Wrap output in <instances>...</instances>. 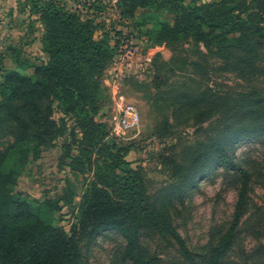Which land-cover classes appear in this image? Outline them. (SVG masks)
I'll list each match as a JSON object with an SVG mask.
<instances>
[{
  "label": "trees",
  "instance_id": "1",
  "mask_svg": "<svg viewBox=\"0 0 264 264\" xmlns=\"http://www.w3.org/2000/svg\"><path fill=\"white\" fill-rule=\"evenodd\" d=\"M30 1L44 27L48 59L37 65L32 75L7 70L0 79V125L10 123L15 135L14 142L0 151V264H87L81 243L106 229L118 230L125 237V257L132 264H160L143 245V231L147 228L173 240L190 264H198L170 212L151 201L140 172L126 159L132 146L106 141L107 125L96 120L102 100L107 97L102 76L115 55L110 32L96 39L97 25L80 11L58 0ZM119 5L130 12L154 5L174 12L172 24L162 23L146 31L153 44L185 36L196 45L202 43L211 55L233 65L243 76H264V0H119ZM152 64L159 71L156 59ZM237 101L234 119L240 116L220 134L199 141L189 165L169 161L178 174L190 177L218 164L244 179L231 225L210 253L200 256L203 264H223L247 211L250 176L233 159L232 140L264 132V110L252 108L264 106V95L249 91L239 94ZM55 112L63 116L57 120ZM68 120H73L75 127L68 126ZM66 134L71 137L64 143L70 165L81 172H95L69 230L47 221L42 206L16 193L17 174L4 169L12 152H17L23 162L32 148L52 144ZM73 148L78 150L75 156ZM96 151L98 158L93 156ZM72 198L66 193L55 203L49 200L43 206L50 205L55 210L62 200L71 202Z\"/></svg>",
  "mask_w": 264,
  "mask_h": 264
},
{
  "label": "rangeland",
  "instance_id": "2",
  "mask_svg": "<svg viewBox=\"0 0 264 264\" xmlns=\"http://www.w3.org/2000/svg\"><path fill=\"white\" fill-rule=\"evenodd\" d=\"M58 1L80 11L85 19H92L97 25L96 39H102L106 31L111 37L135 33L155 47L151 53L159 71L151 63L124 82L127 101L140 112L139 124L125 131L115 129L114 104L108 91L96 120L107 125L106 141L132 146L126 159L140 172L149 198L158 207L167 208L196 261L203 264L200 256L208 255L231 225L244 179L218 164L190 177L178 174L169 161L175 159L181 166L189 165L199 141L220 134L240 116L234 119L239 94L257 91L264 95V76H243L233 65L211 55L202 43L196 45L185 36L153 44L146 31L162 23L172 24L174 12L169 8L154 5L130 12L122 5L114 7L110 0ZM205 1L211 0L187 3ZM33 11L30 0H0V79L7 70L32 75L35 67L48 59L44 27ZM143 21L146 25L140 26ZM252 108L264 110L261 105ZM62 116L55 112L53 117L58 120ZM68 126L75 127L73 120H68ZM67 134L52 144L32 148L23 162L17 152H12L4 169L16 172V193L37 207L42 206L47 221L69 230L95 172H81L70 165L64 146L71 141ZM14 139L13 126L1 123L0 151ZM232 141L233 159L247 170L250 178L247 211L223 264H264V132L249 133ZM72 153L77 155V148ZM95 154L98 158L99 153ZM66 193L73 197L71 202L62 200L55 210L50 205L43 206L49 200L55 203ZM142 241L147 253L156 255L160 264H190L173 240L151 228L143 231ZM126 243L118 230L106 229L91 241L83 240L81 251L87 264H132L125 257Z\"/></svg>",
  "mask_w": 264,
  "mask_h": 264
},
{
  "label": "built area",
  "instance_id": "3",
  "mask_svg": "<svg viewBox=\"0 0 264 264\" xmlns=\"http://www.w3.org/2000/svg\"><path fill=\"white\" fill-rule=\"evenodd\" d=\"M118 7L119 0H110ZM111 43L115 47V55L111 64L105 69L103 85L109 92L114 104V119L117 130H129L136 127L140 120V112L134 103L128 102L124 93L125 79L138 75L145 66L152 63L154 55L151 47L135 33L114 34Z\"/></svg>",
  "mask_w": 264,
  "mask_h": 264
}]
</instances>
